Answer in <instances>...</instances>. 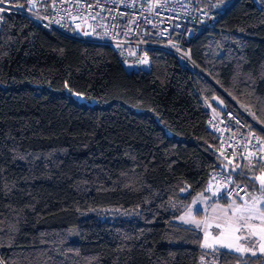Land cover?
<instances>
[{"label": "trees", "instance_id": "16d2710c", "mask_svg": "<svg viewBox=\"0 0 264 264\" xmlns=\"http://www.w3.org/2000/svg\"><path fill=\"white\" fill-rule=\"evenodd\" d=\"M187 1L216 11L218 29L173 37L185 60L152 49L141 70L108 43L2 12L0 264H200V229L176 219L224 163L207 107L249 111L264 140V4ZM263 168L249 161L237 180L251 189ZM109 206L138 213L81 215Z\"/></svg>", "mask_w": 264, "mask_h": 264}, {"label": "built area", "instance_id": "2783aa9c", "mask_svg": "<svg viewBox=\"0 0 264 264\" xmlns=\"http://www.w3.org/2000/svg\"><path fill=\"white\" fill-rule=\"evenodd\" d=\"M0 9L25 14L49 30L108 43L133 70L149 65V50L173 52L162 41L218 29L217 13L187 0H3ZM207 109V126L217 139L215 152L228 165V170L212 171L209 184L221 181L224 185L217 199L243 197L246 187L237 180L240 172L247 162L264 159L259 124L230 108L220 113Z\"/></svg>", "mask_w": 264, "mask_h": 264}, {"label": "rangeland", "instance_id": "374dc122", "mask_svg": "<svg viewBox=\"0 0 264 264\" xmlns=\"http://www.w3.org/2000/svg\"><path fill=\"white\" fill-rule=\"evenodd\" d=\"M227 1V0H226ZM264 4V0H259ZM218 7V5H215ZM221 8V7H220ZM214 11V10H213ZM2 12L0 15L2 20L0 21V29L2 27L3 16ZM9 12V11H8ZM217 13L216 11H214ZM175 43L172 40L162 41V45L171 48V50L179 56V58L184 61L185 56L184 53L178 51V48L175 47ZM128 70H131V65H125ZM79 94V95H78ZM73 97L79 101L88 104H94L95 99L87 98L81 93L73 92ZM243 114H248L252 117L249 111L240 110ZM260 127V126H259ZM261 128V127H260ZM262 145L264 148V140L262 139ZM232 164L231 161H229ZM264 163V159L262 161ZM264 176V168L258 172L255 177ZM241 182V181H239ZM244 183V182H242ZM245 184V183H244ZM224 185L221 181L211 184H208L207 189L195 196L189 204L184 208L182 213L177 217V221L185 223L181 217H187L189 209H191L192 217L199 222V227L201 228L202 240H201V248H202V256L200 259V264H218L217 253L219 251H230L240 255H249V256H262L264 258V233H261L259 229H256V234L252 235L248 230L242 229L240 232H237L234 237L226 240H220V232L222 230V218L224 215V210L229 208V205L235 203L236 205L244 204L245 202L252 203V197H259L261 195L260 183L256 180V185L253 188L249 189L247 185L246 187V195L243 197L233 196L227 198V201H221L220 197L217 199L219 193H221ZM186 190H184L185 192ZM201 209L204 213L202 218H199L196 211ZM138 211L136 209H124L117 206H109L105 208H99L90 211H84L81 215L83 217L90 216L93 214L99 215L101 219L106 220H114L116 218H132L137 215ZM231 214V212H229ZM202 216V215H201ZM217 223H221V228H217ZM194 224V223H191ZM196 225V224H194ZM227 245V246H225Z\"/></svg>", "mask_w": 264, "mask_h": 264}, {"label": "snow or ice", "instance_id": "6c2138e0", "mask_svg": "<svg viewBox=\"0 0 264 264\" xmlns=\"http://www.w3.org/2000/svg\"><path fill=\"white\" fill-rule=\"evenodd\" d=\"M0 3H3V0H0ZM20 7H23V5ZM0 11H3V9H0ZM87 34L85 33V35ZM254 179L260 183L259 191L261 195L252 197V203L245 202L241 205L233 203L229 205L228 209L224 210L221 221L223 227L220 232V240L222 242L234 237L242 229L248 230L252 235L256 234V229L264 233V176L254 177ZM181 219L185 223H194L199 227V222L191 215V209H189L187 217H181ZM221 223H217L216 227L221 228Z\"/></svg>", "mask_w": 264, "mask_h": 264}, {"label": "crops", "instance_id": "0c3cea01", "mask_svg": "<svg viewBox=\"0 0 264 264\" xmlns=\"http://www.w3.org/2000/svg\"><path fill=\"white\" fill-rule=\"evenodd\" d=\"M214 112H216V111H214ZM216 113H220V112H216ZM245 165H246V164H245ZM228 198H230V197H228ZM196 213H197V215L199 216V218H202L203 215H204V213L202 212L201 209L197 210ZM201 215H202V216H201ZM178 222H179V221H178ZM179 223L184 224V223H182V222H179ZM186 225H190V226H192V227L200 228V227H197L196 225L191 224V223L186 224Z\"/></svg>", "mask_w": 264, "mask_h": 264}, {"label": "water", "instance_id": "95a60500", "mask_svg": "<svg viewBox=\"0 0 264 264\" xmlns=\"http://www.w3.org/2000/svg\"><path fill=\"white\" fill-rule=\"evenodd\" d=\"M220 168H222L224 170H228V165L223 163V164L220 165ZM232 171H233V169H232Z\"/></svg>", "mask_w": 264, "mask_h": 264}]
</instances>
